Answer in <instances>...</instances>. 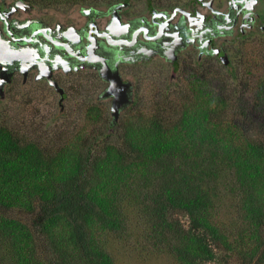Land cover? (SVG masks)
Masks as SVG:
<instances>
[{"label":"trees","instance_id":"trees-1","mask_svg":"<svg viewBox=\"0 0 264 264\" xmlns=\"http://www.w3.org/2000/svg\"><path fill=\"white\" fill-rule=\"evenodd\" d=\"M209 77L115 124L91 104L56 148L0 124V264H264V75L251 100Z\"/></svg>","mask_w":264,"mask_h":264},{"label":"flooded vegetation","instance_id":"flooded-vegetation-1","mask_svg":"<svg viewBox=\"0 0 264 264\" xmlns=\"http://www.w3.org/2000/svg\"><path fill=\"white\" fill-rule=\"evenodd\" d=\"M53 2L65 0H0V108L17 84L16 90L30 92L43 84L62 109L68 79L80 81L89 71L99 91L87 106L100 105L115 124L135 104L134 88L156 61L185 69L183 76H211L241 65L253 38L264 36V0H90L67 16L65 7L52 9ZM106 68L131 92L115 121L112 97L104 96Z\"/></svg>","mask_w":264,"mask_h":264},{"label":"rangeland","instance_id":"rangeland-1","mask_svg":"<svg viewBox=\"0 0 264 264\" xmlns=\"http://www.w3.org/2000/svg\"><path fill=\"white\" fill-rule=\"evenodd\" d=\"M159 1L167 2V0ZM53 3L50 4L52 9L65 7L63 9L65 16L72 12L78 13L79 6L72 4L71 0ZM245 51L246 59L250 63L253 62L251 72L245 70L244 64L237 63L230 66L228 70L226 69L227 72L217 71L209 78L212 80L211 86L217 91L246 95L251 100V92L258 78L264 75V36L259 40L253 38ZM184 70L175 71L162 61L153 63L150 69L151 74L139 80L138 87L134 88L135 104L127 112L123 111L119 120L121 121L125 114L136 107L150 111L151 101H160L164 96H168L165 102L173 101L178 93L186 89L188 79L183 76ZM88 72L80 73V81L74 77L68 79L65 84V100L62 109L58 106V95L50 88L46 89L43 84H39L32 92L27 86L16 90L17 84L12 90L13 94L1 102L0 124L12 128L24 140H33L40 145L56 148L66 139L69 140L72 133H75V129L84 124L85 108L91 101H95L98 95L99 90L96 89L94 76L92 77ZM104 103L109 106L107 102ZM98 127V125L95 126V129ZM114 129L117 132L118 128L114 127ZM222 205L224 209H227L225 204ZM136 254L141 256L139 252ZM117 260L116 264H174L158 260H138L136 255L127 248H124L123 252H117Z\"/></svg>","mask_w":264,"mask_h":264},{"label":"water","instance_id":"water-1","mask_svg":"<svg viewBox=\"0 0 264 264\" xmlns=\"http://www.w3.org/2000/svg\"><path fill=\"white\" fill-rule=\"evenodd\" d=\"M119 17L115 14L112 22L118 21ZM107 70H102L101 74L104 79L110 81V87L104 96L112 97L111 99V115L114 121L119 116V109L125 107L131 102V92L129 88V83L121 82L120 77L117 72L111 71L109 68Z\"/></svg>","mask_w":264,"mask_h":264}]
</instances>
